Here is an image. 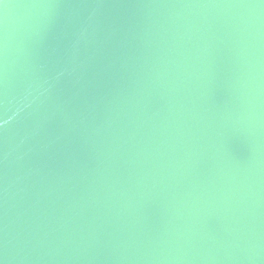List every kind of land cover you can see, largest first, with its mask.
Returning a JSON list of instances; mask_svg holds the SVG:
<instances>
[{"label":"water","instance_id":"obj_1","mask_svg":"<svg viewBox=\"0 0 264 264\" xmlns=\"http://www.w3.org/2000/svg\"><path fill=\"white\" fill-rule=\"evenodd\" d=\"M0 264H264V0H0Z\"/></svg>","mask_w":264,"mask_h":264}]
</instances>
